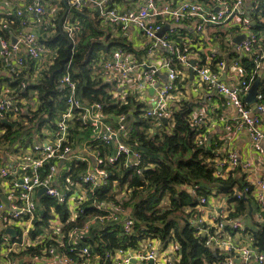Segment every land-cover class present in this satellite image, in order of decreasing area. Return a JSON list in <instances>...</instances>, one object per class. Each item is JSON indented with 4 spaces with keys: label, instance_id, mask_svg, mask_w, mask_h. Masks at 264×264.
Returning a JSON list of instances; mask_svg holds the SVG:
<instances>
[{
    "label": "built area",
    "instance_id": "1",
    "mask_svg": "<svg viewBox=\"0 0 264 264\" xmlns=\"http://www.w3.org/2000/svg\"><path fill=\"white\" fill-rule=\"evenodd\" d=\"M67 2L74 8L96 10L101 17L123 25V28L136 26L145 36V45L150 49H167L169 58L164 63L167 69L165 82L159 81L158 67H142L140 71L141 84L157 90L156 98L145 107L146 116L156 119L158 123L163 117L172 121L173 109L169 101L176 89V80L181 74L185 75L184 70L193 67L201 83L224 96L228 104L237 110L238 121L246 127L255 148L262 151L264 91L259 90L254 106L245 100L253 78L248 79L250 75L241 65V59L248 57L253 60L255 73L264 71V32L253 30L257 19L263 22L264 16L254 15L251 6L247 7L246 0H144L137 8L119 7L113 4V0ZM46 12L43 0H33L25 8L18 9L16 14L25 25V14L41 22ZM182 23L192 24L195 35H199L197 43L204 46L199 48V57L195 59L194 65L191 64L193 57L189 48L194 40L189 34H183L179 28ZM165 24L168 29L159 36ZM0 26V29L5 28L8 22L1 21ZM65 27L70 35L79 29L67 23ZM216 28L224 29V33L220 32L219 36L227 53H237L230 58L233 67L239 71V80L236 82L227 83L221 78L227 66L226 60L217 62L216 69L211 68L214 57L219 53L215 46H208L213 40L210 32H215ZM240 34H244V37L237 44L234 38ZM0 47L1 56L16 57L21 65L25 61L21 55L23 47L28 56L35 60L50 51V47L34 30L26 31L16 43L0 34ZM96 66L106 73L120 71L125 78L131 77L136 67L121 48L108 55L102 53ZM60 84L65 90L66 108L60 113L55 126L43 127L40 132L33 134L31 142L18 141L11 150L0 146V264H175L181 257V246L174 239L164 243L166 246L158 250L152 244L151 237L141 239L137 247L128 248L109 247L103 238L100 231L106 225L119 224L127 235L136 232V222L129 207L115 200L100 199L96 192L110 183V165L121 155L126 157V166H133L138 173H142L141 154L126 142L128 127L124 114L117 116V124L112 126L107 121L101 103H89L78 95V81L70 72L63 76ZM25 86L23 81L22 87ZM26 98L18 93L17 88L0 90V120L9 114L21 117L22 113L32 110L25 108L29 103ZM199 123L200 119L196 121V124ZM77 125L80 129H89L91 133L90 142L84 143V147L89 148L82 149L83 153H76L73 147L72 130ZM91 141L94 147L103 146L101 150L104 154L100 148L92 149ZM203 141L196 138L198 144H203ZM112 143L115 145L113 153L106 152ZM10 151H14L13 154ZM60 161L63 165L58 168ZM221 162L233 168L241 166L247 170L251 167V162L242 161L235 151H230ZM80 164L85 166L82 170H78ZM251 184H256L261 190L257 218L258 221H264V178ZM42 188L45 191L38 195ZM199 188L198 184L192 185L188 191L197 195ZM114 190H117L116 181ZM129 193L130 189L125 187L117 198L121 199V196ZM2 195L7 196L8 204L2 200ZM45 196L64 205L68 209L67 217L61 216L56 206L52 205L48 223L44 222L42 213L45 206L42 198ZM234 196L240 199L243 192L236 188ZM212 197L213 193L209 196L200 195L197 209L210 205ZM86 207L92 211L87 212ZM78 219L81 223H78ZM211 219H217L216 226L207 223L202 215L194 223L199 234L205 235V243L221 249V254L225 255L219 264H235V257H240L243 264H264V251L254 245L241 246L231 240L225 229L230 221L217 216ZM73 222L76 224L69 226ZM232 223L233 227L244 229L239 219ZM9 228H14L16 235L7 232ZM91 233L93 236L90 238ZM84 239L88 240L83 243Z\"/></svg>",
    "mask_w": 264,
    "mask_h": 264
},
{
    "label": "trees",
    "instance_id": "2",
    "mask_svg": "<svg viewBox=\"0 0 264 264\" xmlns=\"http://www.w3.org/2000/svg\"><path fill=\"white\" fill-rule=\"evenodd\" d=\"M251 4L254 15L264 16V0H252ZM68 8L67 6L56 21L54 33L44 40L49 47L57 51L52 64L44 70L37 83H30L27 75H21L12 83L23 97H29L31 91H36L39 105L34 111L27 110V113H22L21 121L15 122L13 126L0 120V127L5 129V133L0 134V145H7L9 140L14 141L15 138L29 143L34 137L33 134L40 132L43 127L55 126L60 113L66 108L65 90L61 87L60 80L70 72L78 81V95L82 99L89 103H101L106 115L114 118L122 114L126 116V142L141 154L142 173H138L133 166H126V157L121 155L110 165V183L96 192L100 199L115 200L130 207L136 222V232L133 235L124 234L119 224L112 226L113 229L107 227L101 230L109 247H137L139 241L146 237L159 239L165 244L174 239L181 246V257L175 264H211L223 259L225 255L219 254L205 243V235L199 234V229L194 223L199 216L198 197L209 196L215 190L227 194L228 202L234 205V210L228 216V219L232 220L250 214L254 185L240 180L233 174L224 178L216 173L217 166L212 158L217 156V153L213 151V145L207 144V140L201 135L202 126L191 121L193 105L189 101L173 109L171 126L161 121L159 131L151 135L149 131L156 119L145 115L144 104L130 96L125 102L115 97L114 85L95 78L92 73L101 52L108 54L118 48L131 50V45L121 37H113L108 23H105L96 10L89 8L77 10L71 7L69 11L73 13V17H80L82 29L70 35L65 27ZM14 17H8V26L0 29V34L6 38H10L18 23L22 24L20 17L19 21H15ZM253 30L264 31V21L257 19ZM234 55H237L235 51H220L214 57L211 68L216 69L217 62L228 61ZM241 65L252 75V81L260 79L258 73H255L253 60L243 57ZM23 81L26 83L24 88ZM259 90L264 91V82H260ZM196 138L204 140V143L198 144ZM94 148L101 150L103 146ZM112 149L108 148L106 152L113 153ZM101 152L104 154V151ZM84 167V164H80L78 170ZM239 167L242 168H236ZM114 181L117 182L116 191ZM196 184L200 188L198 194L193 195L188 188ZM125 187L130 189V193L126 198L118 199L117 195ZM236 188L243 192L240 199L234 196ZM165 198L170 201L166 209L161 206ZM42 204L45 206L42 215L46 223L51 216L52 205L56 206L64 218L68 215V209L64 205L56 203L48 196L42 198ZM185 208L189 209V217L176 214ZM259 208L258 205L257 211ZM85 209L87 212L92 211L87 207ZM79 221L78 219V223H81ZM254 223L257 229L251 233L255 245L264 250V222L257 220ZM74 224L76 222L69 226ZM225 229L233 231L230 224H227Z\"/></svg>",
    "mask_w": 264,
    "mask_h": 264
},
{
    "label": "crops",
    "instance_id": "3",
    "mask_svg": "<svg viewBox=\"0 0 264 264\" xmlns=\"http://www.w3.org/2000/svg\"><path fill=\"white\" fill-rule=\"evenodd\" d=\"M33 0H0V22L7 20L8 17L15 16V21H19L18 16H16V11L18 9L25 8ZM144 0H113V4L118 5L119 7H139ZM209 2V0H203ZM252 0H246V5L249 8ZM43 3L46 6V15L44 16L41 22L35 21L30 15L25 14L23 19L26 21V24L23 25L18 23L16 28L13 30L10 40L12 42V37H22L26 31L34 30L38 33L41 39L46 40L50 34L54 33V26L56 24L57 17L54 14V11L60 10V14L65 11V8L68 6V17L72 18L73 26L79 27L78 30L82 29V23L80 17H73L71 10L72 6H69L67 0H43ZM74 8V7H73ZM77 10L85 8H75ZM71 14V15H70ZM67 17V19H69ZM101 17V16H100ZM105 23L110 27L113 37H121L127 43L131 45V50H124L130 57L131 62L136 66L133 74L129 78H125L120 71H111L106 73L96 66V63L93 68V76L97 79H101L104 82H110L114 85V95L119 97L122 101H126L127 97H132L136 101L142 102L145 107L156 98L157 90L151 86L141 84L140 71L142 67H158L159 68V81L163 83L167 80V69L164 66V63L168 60L169 54L166 48L155 47L150 49L149 46L145 45V36L136 26L130 25L127 28H123V25H118L111 22L108 18H103ZM13 21V20H12ZM20 21L22 18L20 17ZM68 21V20H67ZM167 24L164 25V27ZM179 28L182 30L183 34H189L194 41H192L190 48L191 55L195 60L199 57L201 43H197L199 40V35H195L191 23H182ZM224 29L216 28L215 32L211 33L212 42L208 46H215L217 51L225 50L220 41V32L224 33ZM264 32V31H262ZM197 36V37H196ZM262 47L264 48V38L262 40ZM204 48V46H203ZM199 49V51H197ZM113 52L110 51L108 54ZM56 49L50 47V51L46 53L42 58L35 60L31 59L25 48H22L21 55L25 58L24 64H19L16 57H3L0 55V90L8 89L13 90L15 87L12 83L19 77L28 76L29 79L33 76H37L39 73H43L44 70L54 61L56 56ZM105 52H101L100 55ZM202 57L204 58V51L201 52ZM227 66L223 70L221 78L227 82L232 83L239 80V71L233 67L230 59L226 61ZM182 68V66H180ZM185 75L179 76L176 80V89L170 97V106L174 108H179V106L189 101L193 106L190 118L193 123H196L200 119V125L203 130L201 135L207 140V144L211 143L213 145V151L217 153V156H214L212 159L217 166L216 173L219 176L224 178L229 175L237 176L240 180H244L248 183L256 182L260 178H264V141H262V151H259L255 148L247 129L238 121L237 110L230 104H228L226 98L214 90L210 89L207 84L201 83L196 75L191 76L190 68L184 70ZM249 74V73H248ZM42 75V74H41ZM260 76V82H264V71L258 73ZM41 77V76H40ZM39 77V79H40ZM252 78V75H250ZM252 81V80H251ZM253 83V81H252ZM260 87V86H259ZM246 100V99H245ZM28 105L25 108L36 110L39 104V98L36 91H31L29 98H26ZM255 111V110H254ZM107 121L112 125L116 126L117 117H112L111 115H106ZM8 119L12 126L15 125V122L21 121V117H15L12 114L7 115ZM169 121L167 124L171 126ZM130 123V122H129ZM154 125L158 128L162 126L161 123L154 120ZM164 123V122H163ZM165 124V123H164ZM153 129V128H152ZM151 129V130H152ZM156 132L155 130L151 133ZM5 133V129L0 127V134ZM72 133L74 134V144L73 147L76 153H83L82 149L89 147H84L85 142H90L91 133L89 129H80V126L77 125L73 127ZM153 133V134H154ZM16 139V138H15ZM9 140L7 145H0L2 148L11 150L15 147L16 143L19 140ZM93 142L91 141L90 147L94 148ZM115 145L112 143V148L114 149ZM108 148H111L109 146ZM95 149V148H94ZM230 151H235L239 154V157L242 161L249 160L251 162V167L249 169L242 168H233L228 163L223 164L221 162V157H226ZM14 151H10V154H13ZM4 161V159H3ZM63 162L58 163V168H61ZM83 169V168H82ZM81 169V170H82ZM261 193V190L254 184V189L251 193L253 201L251 203V212L248 215H242L235 219H228V216L231 211L234 210V205L228 202L227 194L223 192H213V197L211 198V203L206 208L198 209L199 215H202L203 219L207 223L216 226L217 219H211V217L217 216L218 218H226L227 221H230V225L233 228V231L226 232L232 238L231 240L235 244L241 246H250L255 245L254 238L252 236V231L257 229L254 221H257V207L259 205L258 195ZM212 195V194H211ZM122 198L126 196H121ZM2 200L7 198V196L2 195ZM8 199V198H7ZM5 201V200H4ZM131 211V208L129 207ZM132 212V211H131ZM241 222L244 229H237L233 227V220ZM264 222V221H260ZM112 228V226L106 225L105 228ZM102 229V230H103ZM109 229V231H111ZM95 230H93L94 232ZM93 236L91 233L90 238ZM88 239H84L83 243ZM152 244L158 250H162L166 245L159 239H151ZM257 247V246H256ZM214 250L221 254V249L217 247H212ZM260 249V247H258ZM260 251H264L261 250ZM21 256H19L20 258ZM224 259V258H223ZM222 260V259H221ZM213 262L211 264H219L221 261ZM235 264H243V261L240 257H235Z\"/></svg>",
    "mask_w": 264,
    "mask_h": 264
},
{
    "label": "water",
    "instance_id": "4",
    "mask_svg": "<svg viewBox=\"0 0 264 264\" xmlns=\"http://www.w3.org/2000/svg\"><path fill=\"white\" fill-rule=\"evenodd\" d=\"M167 29H168V25H166L165 27H163L162 30L158 33V35L159 36H162ZM243 37H244V34L237 35L234 38L235 43L239 44L242 41ZM16 42H17V38L16 37H12V43H16ZM0 49H1V47H0ZM194 63H195V60L192 59L191 60V64L194 65ZM190 73H191V76L193 77L194 76L193 67L190 68ZM259 86H260V79L257 78L252 83V85H251V87L249 89V92H248L247 96L245 97L246 101L249 104H252L253 106L257 102V94H258V91H259ZM2 121L5 122V123H7V124H13V123H11L6 118L2 119ZM162 122H164L165 124H167L169 122V120H168L167 117H163L162 118ZM114 153H116V150H114ZM44 191H45L44 188L40 189L39 192H38V195H41ZM4 200H5L6 204H8L9 200L7 198H4ZM7 232H9V233H11L13 235H16V230L14 228L7 229Z\"/></svg>",
    "mask_w": 264,
    "mask_h": 264
},
{
    "label": "rangeland",
    "instance_id": "5",
    "mask_svg": "<svg viewBox=\"0 0 264 264\" xmlns=\"http://www.w3.org/2000/svg\"><path fill=\"white\" fill-rule=\"evenodd\" d=\"M64 12V10H63ZM54 14L55 16L57 17L56 20L60 19L62 13L60 14V10H56L54 11ZM71 15V14H70ZM69 19H67L68 21L66 22L67 24H71L73 25V22H72V18L69 16L68 17ZM44 41V39H42ZM42 73H39L37 76H33L30 78V83H37L38 80H39V77L41 76ZM29 98V97H27ZM172 109H174V107H172ZM155 127H156V131H159V128L156 126V125H153V129L149 131V133L152 135L153 133H151L152 131L155 130ZM170 205V201H169V198H165L161 204L162 208L166 209L168 208ZM189 212V209L188 208H185L183 211L181 212H177L176 214L179 215V216H183V217H189L187 214ZM197 212V211H196Z\"/></svg>",
    "mask_w": 264,
    "mask_h": 264
},
{
    "label": "clouds",
    "instance_id": "6",
    "mask_svg": "<svg viewBox=\"0 0 264 264\" xmlns=\"http://www.w3.org/2000/svg\"><path fill=\"white\" fill-rule=\"evenodd\" d=\"M254 82V81H253ZM259 92V91H258Z\"/></svg>",
    "mask_w": 264,
    "mask_h": 264
}]
</instances>
